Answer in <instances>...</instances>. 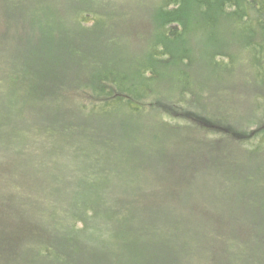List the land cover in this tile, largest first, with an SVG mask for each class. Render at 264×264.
Wrapping results in <instances>:
<instances>
[{
	"label": "trees",
	"instance_id": "trees-1",
	"mask_svg": "<svg viewBox=\"0 0 264 264\" xmlns=\"http://www.w3.org/2000/svg\"><path fill=\"white\" fill-rule=\"evenodd\" d=\"M156 7L137 68L110 1L0 0V264H236L250 242L237 212L264 199L249 152L263 125L152 101L147 86L186 69L192 38L217 27L238 30V51L259 34L264 61V0Z\"/></svg>",
	"mask_w": 264,
	"mask_h": 264
},
{
	"label": "rangeland",
	"instance_id": "rangeland-1",
	"mask_svg": "<svg viewBox=\"0 0 264 264\" xmlns=\"http://www.w3.org/2000/svg\"><path fill=\"white\" fill-rule=\"evenodd\" d=\"M106 1H110V9L115 7L114 10L122 14L120 19L126 24L122 59L132 67L147 64L153 40L145 32L150 29L152 14L160 0ZM217 29V34L212 37L204 35L207 31H202L198 37L192 38L193 52L189 56L188 67L173 68L172 73L152 81L147 86L152 87L155 93L150 100L157 99L159 95L162 101L170 103L167 100L170 95L172 98L180 97L191 108L217 115L234 127L247 130H256L260 125L264 127V61L255 52L263 47V38L257 34V44L252 50L238 51V30L234 29L224 38ZM183 90L186 91L181 94ZM249 152H252L251 169L264 168L256 162L257 156H264V146L253 147ZM232 154L236 162L248 156L242 148H237ZM237 217L238 234L247 235L250 242L241 247L236 264H264V240L260 239L264 236V199L245 200ZM256 236L258 240H255Z\"/></svg>",
	"mask_w": 264,
	"mask_h": 264
}]
</instances>
